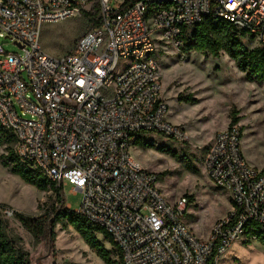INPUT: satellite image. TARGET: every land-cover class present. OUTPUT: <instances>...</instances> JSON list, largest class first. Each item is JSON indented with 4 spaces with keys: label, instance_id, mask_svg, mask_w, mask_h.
<instances>
[{
    "label": "built area",
    "instance_id": "2783aa9c",
    "mask_svg": "<svg viewBox=\"0 0 264 264\" xmlns=\"http://www.w3.org/2000/svg\"><path fill=\"white\" fill-rule=\"evenodd\" d=\"M96 5L99 24L71 52L44 51L45 23ZM210 15L264 45V0H0V37L21 49L0 43V127L15 136L21 163L62 188L67 208L64 188L82 193L75 212L111 236L122 264H210L234 242L264 239V167L245 158L238 124L216 134L201 162L231 200L206 238L187 221L190 199L169 200L130 153L150 134L187 142L167 119L154 34L180 48L183 32Z\"/></svg>",
    "mask_w": 264,
    "mask_h": 264
},
{
    "label": "rangeland",
    "instance_id": "374dc122",
    "mask_svg": "<svg viewBox=\"0 0 264 264\" xmlns=\"http://www.w3.org/2000/svg\"><path fill=\"white\" fill-rule=\"evenodd\" d=\"M88 29L83 14L47 22L42 27V48L49 55L63 56L73 50ZM154 38L162 68L161 96L168 105L167 118L173 123L180 122L188 139L182 143L161 134L148 135L147 142L169 146L179 157L139 144L130 153L138 163L158 174L159 186L169 200L191 197L187 221L198 236L206 238L212 224L229 213L231 200L227 191L217 188L209 179L201 162L216 134L230 125L234 116L242 129L245 158L252 166L264 167V82L247 80L246 73L224 52L219 57L197 51L185 53L170 40L164 41L161 33H155ZM0 43L7 52H21L19 46L6 38L0 37ZM247 47L255 46L247 44ZM3 153L5 146L0 145V156ZM183 157L197 166V174L185 169ZM64 192L75 211L82 193L73 192L71 185ZM56 202L53 189L41 191L25 183L0 159V204L6 205L0 208L1 216L7 221L10 235L20 238L30 264H107L72 227L64 229L58 224L53 245L46 241L38 243L14 216V212H20L38 217ZM6 209L12 215L5 214ZM98 238L111 251V257L118 259L116 249L103 235L99 233ZM216 264H264V244L234 242Z\"/></svg>",
    "mask_w": 264,
    "mask_h": 264
},
{
    "label": "trees",
    "instance_id": "16d2710c",
    "mask_svg": "<svg viewBox=\"0 0 264 264\" xmlns=\"http://www.w3.org/2000/svg\"><path fill=\"white\" fill-rule=\"evenodd\" d=\"M97 13V5L90 11H83V18L88 28L99 24L100 21L95 18ZM192 30L191 35L186 32L182 34L183 52L197 51L214 57H219L224 52L235 61L239 70L246 73L247 80L258 83L264 82V45L255 46L252 49L248 48L247 44L250 43L244 38V33L237 30L228 20L214 15L208 16ZM237 121V118L233 116L230 125L237 123ZM15 142V136L0 127V145L5 146L6 151V153L0 156L2 164L11 173L18 175L25 183L34 185L41 191L53 189L57 197V202L52 204L38 217L14 212L15 218L29 231L34 240L38 243L46 241L50 245H53L56 238L55 229L58 224L64 229L72 227L107 264H122L121 252L111 236L103 228L94 225L83 215L67 208L61 187L50 183L41 173L21 163L15 154ZM138 144L143 147H154L160 152L179 157L176 151L166 145L156 146L155 143H149L146 140H138L135 145ZM181 159L184 162L185 169L195 174L199 172L197 166L190 160L184 161L185 157ZM187 197L192 201L190 196ZM4 207H6L5 204H0V208ZM99 233L116 249L118 259L111 257V251L106 249L98 238ZM260 242L264 244V239L261 238ZM218 258L217 254L214 253L210 264H216ZM0 264H30L28 253L20 244V238L10 235L7 221L2 218L1 212Z\"/></svg>",
    "mask_w": 264,
    "mask_h": 264
},
{
    "label": "crops",
    "instance_id": "0c3cea01",
    "mask_svg": "<svg viewBox=\"0 0 264 264\" xmlns=\"http://www.w3.org/2000/svg\"><path fill=\"white\" fill-rule=\"evenodd\" d=\"M168 119V118H167ZM169 120V119H168ZM170 122H172L171 120H169ZM173 123V122H172ZM174 124H177V125H181L182 126V124L180 123V122H178V123H176V122H174ZM264 166V165H263ZM259 168V167H258ZM262 168V167H261ZM212 227V226H211ZM211 229V228H210ZM232 247V246H231Z\"/></svg>",
    "mask_w": 264,
    "mask_h": 264
}]
</instances>
